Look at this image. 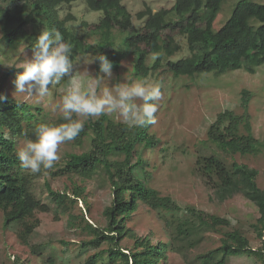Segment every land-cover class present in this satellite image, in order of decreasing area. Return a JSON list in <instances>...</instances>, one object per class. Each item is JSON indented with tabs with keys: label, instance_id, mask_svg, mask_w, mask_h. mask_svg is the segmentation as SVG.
<instances>
[{
	"label": "trees",
	"instance_id": "16d2710c",
	"mask_svg": "<svg viewBox=\"0 0 264 264\" xmlns=\"http://www.w3.org/2000/svg\"><path fill=\"white\" fill-rule=\"evenodd\" d=\"M74 1L0 0L2 41L7 46L23 41L33 46L39 34L33 27L39 16L47 21L49 30L60 31L64 41L73 46L70 54L73 62L78 52L88 50L86 37L67 27L66 22L74 18L72 13L61 18L59 12ZM123 1L84 0L90 10L103 14L91 30L98 36L94 52L95 56L106 55L113 62V70H118L122 60L132 52L135 74L147 78L163 66L164 51L172 56L180 50L176 34L187 40L189 54L178 60H167L163 70L174 76L210 71L222 74L242 67L255 72L264 64L262 2L239 0L228 19L214 30L224 0H174L172 8L157 11L147 7L137 14L143 20L140 27L135 26L133 15ZM84 24L89 26L87 21ZM116 29L121 34L128 32L124 39L126 48L115 47ZM166 30L169 33L163 38ZM151 54L156 55L152 66L147 63ZM95 65L99 70L98 61ZM10 72L8 69L3 75L9 76ZM1 76L0 93L8 99L0 101V211L4 229L17 226L19 241L27 245L31 253H38L43 247L32 242L41 223L38 213L55 210L68 214L70 228L87 233L81 240V248L94 250L87 264H169L170 253H181L188 258L190 249L198 247L207 232L219 233L220 243L196 254L198 264H229L231 257L242 254L264 264V186L258 183L259 171L246 163L231 162L225 156L226 153L232 157L256 155L264 149V139L252 132L251 92L243 91V113L226 110L216 116L208 129L212 152L199 155L194 171L219 201L242 194L257 206L259 216L251 223L259 241L256 245L244 228L234 225L229 218L201 207H187L148 185L143 179V174L148 173L142 153L160 141L150 135V124L130 127L108 115L85 120L79 134L66 141L82 145L87 136L93 135L89 150L66 152L62 163L50 170V177H67L72 187L55 190L47 179L45 186L49 197L57 205L53 207L52 203L43 201L34 192L42 171L33 174L23 170L16 149L19 139L34 138L37 124L62 123L61 115L55 118L41 107L34 108L28 101L12 97L5 91ZM65 81L68 82L67 77ZM134 157L139 158L135 164ZM100 167L110 188V201L104 206L101 217L94 219L89 217L91 203L87 184ZM80 201L83 206L79 205ZM142 205L158 212L166 238H160L152 229L148 234H141L130 225ZM125 240L131 243L126 245ZM13 264L30 263L15 256Z\"/></svg>",
	"mask_w": 264,
	"mask_h": 264
},
{
	"label": "rangeland",
	"instance_id": "374dc122",
	"mask_svg": "<svg viewBox=\"0 0 264 264\" xmlns=\"http://www.w3.org/2000/svg\"><path fill=\"white\" fill-rule=\"evenodd\" d=\"M239 0H224L223 6L218 13L214 24V30H218L231 15L235 4ZM264 3V0H257ZM123 3L133 15V22L136 27L143 25V20L137 14L140 11L151 7L154 11L160 9H170L174 5V0H124ZM60 17L65 18L68 13H72L74 18L68 20V28L76 30L79 34L85 35L86 52H78L73 64V75L78 77L77 82L82 90L87 87L88 81L99 77L101 84L98 91L103 87H111L116 83H131L135 80H146L149 83H159L163 92V99L158 102V110L155 113V124H150V135H155L160 142L154 147L145 148L142 153L143 164L148 174H143V179L148 181V185L157 189L162 195H169L178 202L191 208H204L214 214L227 217L236 226L244 228L251 237L254 245L258 244L255 232L251 223L259 216L257 206L242 194L225 201H219L214 192L205 186L203 180L194 171L199 155L211 153L213 145L208 141V129L216 116L226 110H233L241 114L243 108V91L252 93L249 102V112L252 115L251 121L253 134L264 139V64L256 68L255 72L247 70L245 67L231 69L222 74L214 71L201 72L193 76H174L163 70L167 60H178L189 54L187 40L185 37L176 34V43L181 48L172 56H168L164 51L162 67L152 72L143 79L135 74V55L130 52L121 62L118 70H113V77L109 79L104 76L95 65V52L98 36L91 30L97 25L101 11L90 10L84 0H76L71 5H64L60 10ZM89 23V26L84 24ZM48 28V23L42 17L37 16L33 30L40 32ZM169 30H166L164 38ZM116 47L126 48L125 37L128 32H121L116 29ZM73 50V46L71 45ZM32 46L27 41L7 46L2 41L0 31V75L5 91L11 96L22 101H28L34 108L41 107L44 112L57 118L61 114L56 109V104L65 93L68 82L64 77L59 84L50 86L49 95L41 98L37 95L26 93H15L13 80L17 72H22L19 66L27 59L31 58ZM156 55L151 54L147 63L153 65ZM11 69L9 76L3 75L4 71ZM140 101H137L139 103ZM116 122H123L115 114L108 115ZM91 120L97 118H84ZM90 134L85 139L84 144L76 145L72 142H64L58 146L59 159L48 169L41 168L42 176L37 178L34 185V192L45 202L52 203L56 207L48 194L45 181L50 179V184L55 190H63L66 186L72 187V181L67 177L52 178L50 170L56 169L66 157V152H83L92 146ZM25 139H19L18 147ZM209 143V144H208ZM229 161L236 160L246 163L259 171L258 183L264 186V149L256 155H225ZM138 157L133 158V163L138 161ZM141 167V165H140ZM139 167V169H140ZM103 168H98L94 176L87 184L89 192L88 201L91 203V213L89 217L99 218L104 206L110 201V188L107 186L103 176ZM83 206L82 201L79 202ZM78 212V210H76ZM158 212L145 205L140 206L134 214L135 219L130 222L141 234H148L152 229L156 234L166 238ZM41 220L40 226L32 237V242L42 244L43 247L38 253H31L29 247L21 243L17 236V226L7 229L3 227V213L0 211V264H13L15 256L30 264H87L86 260L94 250H83L81 240L87 233L68 226V214L61 211L52 210L49 213H38ZM130 244L131 241L125 240ZM220 243V234L207 232L196 248H191L188 258L181 253H170L169 264H198L196 254L216 247ZM101 264V263H99ZM229 264H259L253 257L246 254L233 256Z\"/></svg>",
	"mask_w": 264,
	"mask_h": 264
},
{
	"label": "clouds",
	"instance_id": "9594fccd",
	"mask_svg": "<svg viewBox=\"0 0 264 264\" xmlns=\"http://www.w3.org/2000/svg\"><path fill=\"white\" fill-rule=\"evenodd\" d=\"M71 51V45L64 41L60 31L55 28L44 29L36 37L31 58L19 66L23 71L17 72L13 80L15 93L44 98L49 95L50 86L69 77L70 86L56 104L63 122L37 124L34 138L25 139L16 149L20 167L33 174L40 172L42 167L51 168L59 159L58 146L73 140L83 129V120L79 117L86 119L115 114L130 127L156 123L158 102L163 99L159 83L135 80L131 83H116L98 91L101 79L97 77L88 81L87 87L82 90L77 82L78 77L73 75ZM95 61L99 62V72L111 79L113 62L103 54L97 55ZM7 99L5 94L0 93V101Z\"/></svg>",
	"mask_w": 264,
	"mask_h": 264
}]
</instances>
